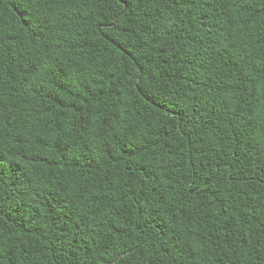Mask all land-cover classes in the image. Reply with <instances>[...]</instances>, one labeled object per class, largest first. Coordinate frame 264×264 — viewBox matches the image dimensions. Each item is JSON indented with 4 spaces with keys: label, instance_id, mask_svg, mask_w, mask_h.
Wrapping results in <instances>:
<instances>
[{
    "label": "trees",
    "instance_id": "1",
    "mask_svg": "<svg viewBox=\"0 0 264 264\" xmlns=\"http://www.w3.org/2000/svg\"><path fill=\"white\" fill-rule=\"evenodd\" d=\"M0 264H264V0H0Z\"/></svg>",
    "mask_w": 264,
    "mask_h": 264
}]
</instances>
